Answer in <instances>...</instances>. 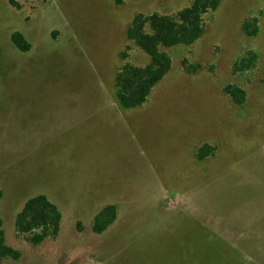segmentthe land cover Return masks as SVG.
Returning a JSON list of instances; mask_svg holds the SVG:
<instances>
[{"label": "rangeland", "instance_id": "1", "mask_svg": "<svg viewBox=\"0 0 264 264\" xmlns=\"http://www.w3.org/2000/svg\"><path fill=\"white\" fill-rule=\"evenodd\" d=\"M190 1L0 0V213L22 253L0 264H264V0H222L203 37L168 49L173 67L144 105L116 97L120 52L149 60L126 37L133 17ZM251 16L255 36L242 30ZM249 49L256 67L234 74ZM183 58L204 67L188 74ZM228 84L246 90L243 104ZM204 143L217 149L200 161ZM40 193L63 218L35 245L15 217ZM107 204L118 216L97 234Z\"/></svg>", "mask_w": 264, "mask_h": 264}, {"label": "trees", "instance_id": "2", "mask_svg": "<svg viewBox=\"0 0 264 264\" xmlns=\"http://www.w3.org/2000/svg\"><path fill=\"white\" fill-rule=\"evenodd\" d=\"M122 4L123 0H115ZM222 0H191L187 5L169 13L157 10L139 12L126 29V37L134 45L149 56V60L138 65L130 62L129 46L119 54L122 61L116 76V97L123 109H134L144 105L154 88L168 75L173 67V56L168 49L178 46L194 45L207 31L208 15L214 13ZM243 32L255 36L260 31L259 18L248 17L242 24ZM13 43L21 51H27L31 45L25 36L16 31L12 35ZM259 55L256 50L249 49L233 63L234 74H241L255 68ZM183 70L194 74L203 69V64L190 62L188 58L181 61ZM224 93L236 104H243L247 98L246 90L236 84L224 87ZM216 146L204 143L198 147L196 158L200 161L215 154ZM3 191L0 189V198ZM116 204H107L95 215L92 230L101 234L117 219ZM62 212L46 194L30 197L15 217V230L32 244L38 245L48 238H56L61 229ZM20 250L6 242L4 220L0 213V258L19 260Z\"/></svg>", "mask_w": 264, "mask_h": 264}]
</instances>
